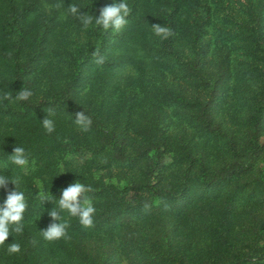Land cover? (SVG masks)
<instances>
[{
    "label": "trees",
    "instance_id": "1",
    "mask_svg": "<svg viewBox=\"0 0 264 264\" xmlns=\"http://www.w3.org/2000/svg\"><path fill=\"white\" fill-rule=\"evenodd\" d=\"M0 2V174L28 202L0 264H264V0H126L119 32L68 14L113 0ZM22 87L28 101L2 99ZM83 110L87 132L69 116ZM16 144L22 170L3 153ZM77 180L93 225L65 212L67 237L44 240L57 205L41 193Z\"/></svg>",
    "mask_w": 264,
    "mask_h": 264
},
{
    "label": "clouds",
    "instance_id": "2",
    "mask_svg": "<svg viewBox=\"0 0 264 264\" xmlns=\"http://www.w3.org/2000/svg\"><path fill=\"white\" fill-rule=\"evenodd\" d=\"M68 8V14L79 19L87 27L94 24L104 31L113 32L121 31L128 23L130 7L126 0H113V3L99 11L98 16H88L76 4H71ZM154 34L161 38L167 39L171 35V30L165 25H154L151 27ZM97 63H103V58ZM32 93L30 90L22 87L15 97L4 94L2 99L12 103L28 101ZM73 118L74 124L83 132H87L92 124L91 118L86 115L85 111H77ZM42 127L48 134L55 131V121L51 114L46 113L43 120H39ZM6 141V140H5ZM4 141V143H5ZM3 153L10 158L11 165L16 169H24L29 165V155L25 149L17 144L12 147V154ZM7 168V164L0 165ZM11 173V172H10ZM20 178L18 175L0 174V189L6 193L2 203H0V246L7 245L6 251L9 254H17L21 251L18 242L6 243L12 233H22L24 230V217L28 208V202L25 191L20 188ZM9 185H12L9 189ZM59 198H54L50 193H41L47 198L44 202L51 200L56 201V207H51L47 212L52 223L46 229L40 230L44 240L49 242L59 241L67 237L68 224L62 219V213H67L71 217L78 219V222L84 227L89 228L93 225L96 208L93 202L87 198L86 193L91 191L89 186L79 180L69 184L66 188L60 189ZM13 237V236H12Z\"/></svg>",
    "mask_w": 264,
    "mask_h": 264
},
{
    "label": "rangeland",
    "instance_id": "3",
    "mask_svg": "<svg viewBox=\"0 0 264 264\" xmlns=\"http://www.w3.org/2000/svg\"><path fill=\"white\" fill-rule=\"evenodd\" d=\"M26 0H19V2L20 3H24ZM2 9H3V7H2V3L0 2V12L2 11ZM221 58H222V60H223V56H221ZM219 67H221V65H217V68H219ZM262 139V138H261ZM174 156H173V154L171 153V152H169L168 153V155H167V157H166V164L168 165V166H173V164H174ZM259 174H262L261 173V171H260V169L258 168V171H257ZM264 189V188H263ZM262 189V191L264 192V190ZM239 219H240V217H239ZM180 222L183 224V219H180ZM184 233L185 232H181V235H184ZM261 245L259 246L258 244H257V247H258V249H259V251L261 252V249H263V247H264V237L263 238H261Z\"/></svg>",
    "mask_w": 264,
    "mask_h": 264
}]
</instances>
